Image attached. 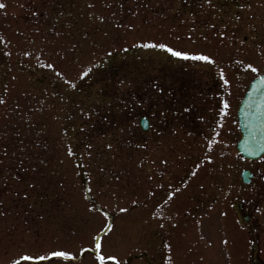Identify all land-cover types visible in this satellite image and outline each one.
<instances>
[{"label": "rangeland", "instance_id": "1", "mask_svg": "<svg viewBox=\"0 0 264 264\" xmlns=\"http://www.w3.org/2000/svg\"><path fill=\"white\" fill-rule=\"evenodd\" d=\"M0 3L5 5L0 8L5 38L0 43V96L5 99L0 104V264L25 251L44 255L58 248L72 251L75 259L27 264H95L92 250L79 249L105 223L112 224L100 233L106 250L118 252L127 264H168L169 256L172 264H264V159L245 160L237 152L235 113L256 75L236 61L262 71L264 0H212L215 8L205 0ZM141 40L204 51L216 63L137 47ZM25 50L41 52L40 59L55 63L76 87L38 64L34 55L23 56ZM95 61L100 64L89 76L77 79ZM154 83L164 90L163 99ZM199 84L202 95L194 91ZM195 99L202 106L192 116ZM224 100L229 109L221 115ZM160 104L168 110L163 117ZM183 106L188 116L200 119L198 128L183 130ZM143 114L149 120L146 131L138 124ZM213 130L219 132L214 163L197 170ZM67 146L75 155L67 156ZM241 167L253 172L249 183L242 182ZM169 184L180 191L164 205ZM41 189L48 197L37 204L34 192ZM154 211L160 215L153 216ZM246 213L252 216L249 223L242 218Z\"/></svg>", "mask_w": 264, "mask_h": 264}, {"label": "snow or ice", "instance_id": "2", "mask_svg": "<svg viewBox=\"0 0 264 264\" xmlns=\"http://www.w3.org/2000/svg\"><path fill=\"white\" fill-rule=\"evenodd\" d=\"M205 3H207L210 7L215 8V5L212 3V0H205ZM92 5H89V7H91ZM238 6L240 8H244L245 5L243 3L238 4ZM250 7V5H248ZM5 5L3 3H0V8H4ZM33 15H35V13H33ZM89 15H91V13H89ZM99 19L101 21L104 20V17L101 15L99 16ZM237 20H239V17H236ZM133 25L132 24H128V28H132ZM226 27V26H225ZM37 31H39V29H37ZM57 35H60L59 33H57ZM189 35L191 36V33H189ZM219 35L221 37L226 36V32L225 31H220ZM206 39V37H205ZM5 40V38L0 35V43H3ZM244 42L241 41V44H243ZM137 47H143V48H156V49H161L169 54H171L172 57H175L179 60H183V61H204L207 62L208 64H215V58L211 55L208 54L204 51H193V50H184L181 48H178L176 46H173L169 43L166 42H157L155 40H141V41H137L136 44ZM72 49H75V45L71 46ZM108 55H110V51L109 53H107ZM8 55H11V53H8ZM23 56L25 57H30V56H35L36 57V62L38 64H42V66L51 69L52 71L55 72L56 76L59 77L61 80L64 81V83H66L70 88H75L76 87V83L71 80L68 79L65 76L64 71H61L57 68L55 63H51V62H45L42 61L40 59L42 53L38 52V51H34V52H29L27 50L23 51L22 53ZM61 55H63L61 53ZM236 63L240 66H242L245 69H250L252 71V73H256L257 76L254 78V80L252 81V88H251V92L253 94L254 97H256L258 99H251L249 100L247 103L250 104H254L255 107L257 108V113H256V119L258 121V131L260 133V140L258 141L259 144H261L262 147H264V75H259L260 73V69L255 67L252 63H245L242 60H237ZM100 64V61H95V62H89L87 64V66L83 67V70L79 72V76L77 77V79H83L84 77L89 76V74L93 71V69L95 67H97ZM220 76L221 79L223 80L224 85H228L230 82L227 78H225L224 75V71L223 69L220 70ZM122 85L124 84V81L120 82ZM153 88L156 89L157 94L161 97V99H163V92L164 90L161 89L157 84H153L152 85ZM5 91H7V89L5 88ZM135 103H140L141 105H143V103H145L143 100H134ZM5 103V99L3 96H0V104H4ZM156 103L159 104V101H156ZM229 109V103L227 100L223 101V107L221 108L220 114L221 115H225L227 114V111ZM184 111H188V108L185 107L183 109ZM157 111H159L160 116L163 117L165 112L168 111L166 108H164V106L162 104H160V106L158 107ZM81 112L85 115V116H89L90 113L89 112H85L84 109H81ZM242 115H246L245 113H241ZM201 119H203V117H201ZM145 124H147V121H144ZM133 124H135V121L133 122ZM173 131H175V129H173ZM219 136V132L213 130L212 132V137H206L205 138V145H206V152L203 154L202 158L199 160V163L195 164V169H200L202 166H204L205 164H213L214 163V155L212 154L213 152V145L218 141L217 137ZM255 136L253 135L252 132H249V135L245 137L243 143H242V147L243 145H246L250 142V140H254ZM108 148H111L112 145L109 144L107 145ZM140 147L142 148H146L147 145L146 144H142L140 145ZM92 144L89 143L86 145V150H87V155L89 156V158L92 156ZM247 151V149H245ZM66 153L67 156L71 157L73 155H75L73 148L71 146H67L66 147ZM220 155H224L223 152L220 153ZM83 158V154H81V159ZM261 159H264V157H261ZM162 163H167V161H161ZM80 161H77L76 164L77 166L80 165ZM193 175H195V171H193L192 173ZM15 179L19 180V177H15ZM261 180H264V174L261 175L260 177ZM182 186H186L187 185V181L184 180L181 182ZM32 187V185H29V188ZM160 187H163V185H160ZM201 188H203V185L200 186ZM91 188H88V193H91ZM180 189L176 188L173 189V186L171 184L168 185V191L166 193V199H164L161 203L164 205H167L169 200L172 199V197L179 192ZM151 194V193H150ZM23 195L25 198H27L29 196V192L27 190L23 191ZM3 202L0 201V204H2ZM133 204H136L137 201H132ZM90 208L95 209V204L92 203L89 205ZM156 208L159 210L161 208V204H157ZM120 211L124 212V211H128V209L126 208H122L120 209ZM257 212L261 211V209L257 208L256 209ZM2 214V213H0ZM103 215L107 216L108 213L107 211H103ZM153 216H157L160 215L159 211H154L152 213ZM221 215H227V213H221ZM197 223H200V221L198 220ZM112 228V224L111 223H105L104 226L99 230V232H97L93 237L92 240L89 244H86L84 247H81L79 249V251L81 253H85L89 250H92V255L94 257V262L95 264H127V261L125 259V257L120 256V254L118 252H114V251H108L106 250V245L105 243L102 241L101 235L100 233H105L109 230H111ZM209 243H211V241H209ZM223 243H228L227 238L224 239ZM165 247L168 249L169 252H171V245L170 244H165ZM53 258H60V259H75V254L70 251V250H64V249H56V250H50L47 251L46 254L44 255H38V254H29L27 251L23 252V253H18L15 257H11L9 258L7 264H27V262H31V261H49L50 259ZM131 257L128 256L127 259H130ZM168 264H172V260L171 257H168Z\"/></svg>", "mask_w": 264, "mask_h": 264}, {"label": "water", "instance_id": "3", "mask_svg": "<svg viewBox=\"0 0 264 264\" xmlns=\"http://www.w3.org/2000/svg\"><path fill=\"white\" fill-rule=\"evenodd\" d=\"M259 75H264V65H263V72ZM255 78V77H254ZM250 81L242 99L239 102L237 108V118H238V125L240 128V138L237 141L236 148L238 152L246 157V158H256L264 152V147L258 143L260 140V133L258 131L257 125L258 121L256 119L257 108L254 104L247 103L251 99H257L253 96L251 92L252 88V81ZM258 102V99H257ZM245 113L246 115H242L241 113ZM146 119L142 117L140 119V124L143 129L147 128V124L144 123ZM249 132H252L255 136L254 140H250V142L246 145L241 146L245 137L249 135ZM247 149V151L245 150ZM251 174L246 170L242 172L243 180L248 181V177Z\"/></svg>", "mask_w": 264, "mask_h": 264}, {"label": "flooded vegetation", "instance_id": "4", "mask_svg": "<svg viewBox=\"0 0 264 264\" xmlns=\"http://www.w3.org/2000/svg\"><path fill=\"white\" fill-rule=\"evenodd\" d=\"M195 93L197 95H202V85L199 84V85H196L195 89H194ZM199 105L202 106L201 104H199L198 100L195 99V103L193 104L192 108H194L195 110L192 111L190 114L193 116V115H198V112L197 111H200L198 108H199ZM185 107L183 106V109ZM192 116H188L187 115V112L183 110V130L188 131V127L190 126H194L193 129L195 128H198V124L197 122L200 121V119H198L197 117L195 118H192ZM180 125V124H179ZM197 126V127H196ZM209 129V128H208ZM238 208H240L242 205L240 203L237 204ZM248 216H250V214L248 213L247 214ZM251 222V217L249 218V220L247 221V223Z\"/></svg>", "mask_w": 264, "mask_h": 264}, {"label": "trees", "instance_id": "5", "mask_svg": "<svg viewBox=\"0 0 264 264\" xmlns=\"http://www.w3.org/2000/svg\"><path fill=\"white\" fill-rule=\"evenodd\" d=\"M35 172H38V170H36ZM35 181H38V179H35ZM53 182H52V185L53 186H51L52 187L51 190L52 189L54 190V187H55V185L53 184ZM46 189H49V187L47 186L46 188H44V190H46ZM51 190L49 192H51ZM41 191H43V190L41 189ZM36 194H38V195H36ZM34 195H35V201L37 202V204L42 203L43 202V199L48 197L47 195H45L44 191L43 192H40V193L39 192H34ZM52 195H54V194H51V196ZM52 197H55V196H52ZM39 198L42 199V200H39ZM50 218H52V217H50Z\"/></svg>", "mask_w": 264, "mask_h": 264}]
</instances>
